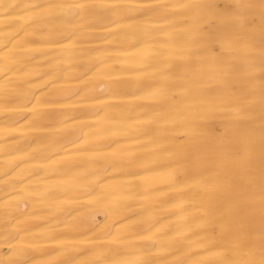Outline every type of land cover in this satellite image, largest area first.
Segmentation results:
<instances>
[{
    "label": "bare ground",
    "instance_id": "bare-ground-1",
    "mask_svg": "<svg viewBox=\"0 0 264 264\" xmlns=\"http://www.w3.org/2000/svg\"><path fill=\"white\" fill-rule=\"evenodd\" d=\"M0 264H264V0H0Z\"/></svg>",
    "mask_w": 264,
    "mask_h": 264
}]
</instances>
